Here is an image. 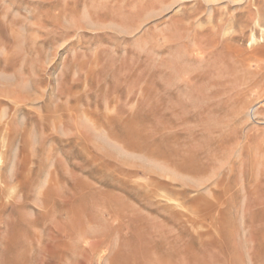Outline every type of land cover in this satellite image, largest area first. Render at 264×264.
<instances>
[{"label":"rangeland","instance_id":"rangeland-1","mask_svg":"<svg viewBox=\"0 0 264 264\" xmlns=\"http://www.w3.org/2000/svg\"><path fill=\"white\" fill-rule=\"evenodd\" d=\"M0 154V264H264V0H0Z\"/></svg>","mask_w":264,"mask_h":264},{"label":"bare ground","instance_id":"bare-ground-1","mask_svg":"<svg viewBox=\"0 0 264 264\" xmlns=\"http://www.w3.org/2000/svg\"><path fill=\"white\" fill-rule=\"evenodd\" d=\"M253 42L256 44V39H255V36H253ZM6 155V154H4ZM5 156H3V154H0V167L3 165L4 163V158ZM6 161V160H5ZM6 164V163H5ZM4 170V168H2ZM0 168V185H3V179H2V175H1V170ZM3 173V172H2ZM4 178V177H3ZM5 185V184H4ZM1 189V188H0Z\"/></svg>","mask_w":264,"mask_h":264}]
</instances>
